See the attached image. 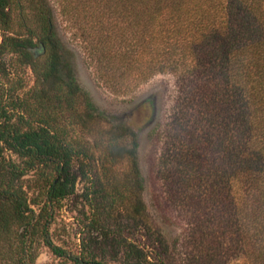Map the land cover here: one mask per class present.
<instances>
[{
  "label": "trees",
  "instance_id": "obj_1",
  "mask_svg": "<svg viewBox=\"0 0 264 264\" xmlns=\"http://www.w3.org/2000/svg\"><path fill=\"white\" fill-rule=\"evenodd\" d=\"M59 1L65 17L79 19L71 0ZM95 4L99 18L123 14L131 33L117 36L114 23L88 39L89 31L77 28L103 82L119 87L111 66L116 37L124 46L119 60L139 80L157 72L175 76L158 170L194 233L207 229V249H200L205 264H217L234 245L243 261L264 264V0ZM63 53L47 0H0V237L15 238V264L34 262L28 248L38 234L71 264H108L105 257L177 264L142 197L136 131L95 105ZM27 68L34 79L26 89ZM111 164L123 165V182L108 187L91 171L99 166L109 179ZM39 169L37 194L28 196L21 179ZM80 179L90 181L81 196L90 209L89 231L98 232L82 241L78 256L52 242L48 228ZM117 210L127 215L116 216ZM222 236L232 240L225 248Z\"/></svg>",
  "mask_w": 264,
  "mask_h": 264
},
{
  "label": "rangeland",
  "instance_id": "obj_2",
  "mask_svg": "<svg viewBox=\"0 0 264 264\" xmlns=\"http://www.w3.org/2000/svg\"><path fill=\"white\" fill-rule=\"evenodd\" d=\"M51 9L53 28L63 46V56L74 71L80 86L89 94L95 105L111 116H116L123 123L132 127L138 139V164L141 172L143 190L142 197L149 215L167 238L169 249L177 264H205L208 259L200 252L207 249V229L199 230L200 237L194 233V225L189 214L179 205L177 199H172L165 189L163 179L158 170V160L162 151L163 131L168 121L174 100L177 95L176 79L170 72H157L144 80L137 78V72L126 63L119 60L124 46L118 37L111 41L115 58L111 66L115 71L114 80L119 87H112L103 82L96 73V60L89 54L85 45L86 40L80 36L78 27L89 31L88 39L95 36L101 29L115 23L113 33L122 38L130 36L129 23L123 14L117 18H99L101 12L95 4L96 0H71L75 13L79 12V19L70 20L61 12L59 0H47ZM85 2V3H84ZM20 10H13L14 20H17ZM31 24H34L33 14L24 10ZM83 14V15H82ZM98 17V18H97ZM117 23V24H116ZM102 27V28H101ZM23 33V29L20 30ZM114 35V34H113ZM39 49V43L33 48ZM141 60L148 58L142 50ZM33 74L26 69V89L33 85ZM79 138L81 136L79 135ZM13 158H16L14 155ZM109 179L102 175L99 166L92 167V177L96 175L103 185L111 187L115 182H123L124 168L121 164L109 166ZM42 171L31 170L25 174L21 181L28 192V196L37 194L36 182H40ZM112 183V184H111ZM90 181L78 180L74 194L66 197L57 209L48 228V235L52 242L61 246L71 254L80 256L81 244L96 237L98 230L88 228L90 209L87 201L81 196L85 185ZM37 208V207H35ZM116 216H125L126 212L116 211ZM127 215V214H126ZM205 230V231H204ZM222 246L230 244L232 240L219 237ZM17 243L12 233L0 237V264H15L18 256ZM201 246V247H200ZM228 255L216 257L217 264H249L238 255L235 245ZM30 254L34 257L31 264H71L49 250L38 234L30 244ZM28 252V251H27ZM108 264H119L105 257Z\"/></svg>",
  "mask_w": 264,
  "mask_h": 264
},
{
  "label": "water",
  "instance_id": "obj_3",
  "mask_svg": "<svg viewBox=\"0 0 264 264\" xmlns=\"http://www.w3.org/2000/svg\"><path fill=\"white\" fill-rule=\"evenodd\" d=\"M40 50H43V45H42V44L39 45V49H36V50H35V53L38 54V52H39Z\"/></svg>",
  "mask_w": 264,
  "mask_h": 264
}]
</instances>
